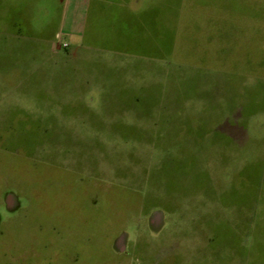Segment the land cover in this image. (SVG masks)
<instances>
[{
    "label": "crops",
    "instance_id": "1",
    "mask_svg": "<svg viewBox=\"0 0 264 264\" xmlns=\"http://www.w3.org/2000/svg\"><path fill=\"white\" fill-rule=\"evenodd\" d=\"M258 1L0 0V116L13 110L12 117L101 118L105 116L103 103L114 101L107 96L120 95L121 86L142 84L115 75L130 67L125 63L149 67L164 64L167 68L175 59L178 88L190 74L191 83L197 87L225 86L224 93H216V88L210 93L209 116H204L219 120L203 133L216 135L209 146L219 151L228 150L232 134L256 133V156L243 164L255 165L262 175L258 180L264 182V80L260 78L264 62L255 63L258 53L253 51L259 38L264 39L259 34V20H263L257 15V7L251 11L253 17L248 16L249 4L255 6ZM67 55L79 61H65ZM250 55L256 56L251 58L252 66L246 63ZM233 80L238 84L234 90L237 95L231 88ZM147 84L151 83L144 82ZM244 87L249 95H242ZM163 96L166 100V94ZM25 97L35 101L38 108L21 105ZM198 100L177 94L175 117H195ZM74 102L80 104L74 107ZM47 128L51 133L53 127ZM176 128L179 139L195 136L192 127H185L186 133ZM56 132L54 127L52 133ZM183 143L184 139L178 141L177 148ZM250 148L247 140L239 149ZM95 196L88 191H53L39 197L34 193L23 204L19 196L9 192L5 204L11 216L0 218V245L17 247V251L12 256L15 260L10 256L7 263H136L141 242L130 239L127 229L140 214L159 227L160 240L151 238L143 243L160 247L151 253L146 249L151 261L158 257L160 264H196L199 246L211 241L206 235L176 237L165 243L168 228L172 226L177 233L183 224L179 206L141 208L126 220L117 211V218L124 221L118 225L94 216L92 210L96 211L98 203L89 198ZM15 213H20L16 221L9 222ZM249 228L247 222L236 223L240 232H233L229 226L230 234L221 240L224 246L209 247L207 253L215 260L224 256L221 264H249V249L242 243L243 237H249ZM253 229L254 261L264 264V221L256 222Z\"/></svg>",
    "mask_w": 264,
    "mask_h": 264
},
{
    "label": "rangeland",
    "instance_id": "2",
    "mask_svg": "<svg viewBox=\"0 0 264 264\" xmlns=\"http://www.w3.org/2000/svg\"><path fill=\"white\" fill-rule=\"evenodd\" d=\"M257 5L249 4L248 16L253 17L251 11L257 7V15L264 21V0H259ZM263 21L259 20V34L264 37ZM263 41L259 38L253 50L258 53L255 63L264 62ZM250 56L246 63L252 66L251 58L256 56ZM65 57V61H79L75 60L76 56ZM125 64L130 67L115 75L142 84L121 86L120 95L107 96L114 101L103 103L104 117H12L13 110L10 115L0 116V218L11 216L5 204L9 192H14L21 203H25L34 193L39 197L53 191H88L96 195L89 199L98 203L96 211L90 209L96 213L94 216L118 225L141 208L174 205L180 208L178 216L183 224L177 233L172 226L168 228L165 243L176 237L208 235L211 241L209 245L199 246L196 264H221L224 256L215 260L207 249L222 248L221 240L231 232L229 226L233 227V232H240L235 229L236 223L247 222L249 237H243L242 243L249 249V264H256L253 227L256 222L264 221V214L260 216V212L264 213V182L258 180L262 175L255 165L243 163L256 156L258 135L232 134L228 150L211 148L210 141L215 142L216 135L203 132L214 127L219 119L204 114L209 116L211 91L216 88V93H224L225 86L197 87L191 83L190 74L188 81L178 88L175 59L167 68L164 64L162 67ZM260 78L264 80V71L260 72ZM144 82L151 84L144 85ZM237 86L233 80V95L238 94L234 92ZM180 93L185 98L201 99L195 103V117H175V99ZM250 93L244 87L242 95ZM19 103L31 110L38 108L30 98L25 97ZM79 104L74 102L73 106ZM47 126L53 127L52 132L55 127L57 132L50 133ZM176 127L184 133L187 132L185 127L187 130L192 127L195 135L183 138L181 148H177V142L183 139L178 138ZM247 140L253 148L241 152L239 148ZM117 211L122 212L121 220L115 214ZM19 214L15 213L8 221H16ZM146 218V215H138L127 229L130 239L141 242L137 246V261L132 264H160L158 257L151 261L145 254L146 249L151 253L160 248L143 244L151 238H160L158 225L147 222ZM16 251L17 247L0 245V264H8L10 256L15 260L12 256Z\"/></svg>",
    "mask_w": 264,
    "mask_h": 264
},
{
    "label": "built area",
    "instance_id": "3",
    "mask_svg": "<svg viewBox=\"0 0 264 264\" xmlns=\"http://www.w3.org/2000/svg\"><path fill=\"white\" fill-rule=\"evenodd\" d=\"M62 46H63V47H65V46H66V44H62Z\"/></svg>",
    "mask_w": 264,
    "mask_h": 264
}]
</instances>
